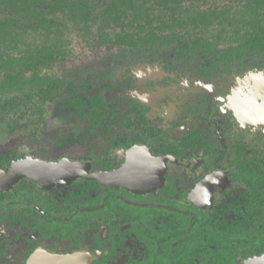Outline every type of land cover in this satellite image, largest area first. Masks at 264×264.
Segmentation results:
<instances>
[{
  "label": "flooded vegetation",
  "instance_id": "flooded-vegetation-1",
  "mask_svg": "<svg viewBox=\"0 0 264 264\" xmlns=\"http://www.w3.org/2000/svg\"><path fill=\"white\" fill-rule=\"evenodd\" d=\"M191 42L103 68L86 150H0L62 171L0 190V264H264V55Z\"/></svg>",
  "mask_w": 264,
  "mask_h": 264
},
{
  "label": "rangeland",
  "instance_id": "rangeland-1",
  "mask_svg": "<svg viewBox=\"0 0 264 264\" xmlns=\"http://www.w3.org/2000/svg\"><path fill=\"white\" fill-rule=\"evenodd\" d=\"M81 1L89 9L85 15L77 6L76 14L63 9L60 6L63 0H16L14 5L9 0H0V150L28 148L24 144L28 140L31 146L47 140L51 142L50 148L72 153L86 150L92 133L89 92L106 72L103 68L112 69L115 62L122 60L136 62L141 56L176 55L189 40L208 42L211 52H232L237 45L233 36L236 31L239 34L244 31L246 24L242 20L252 13L251 8H244V13L249 14L243 18L240 8L245 0H119L118 9L122 13L111 19L104 13L113 0ZM211 10L221 11L222 23L213 21L205 28L199 25L194 30L196 26L190 16ZM257 11L258 15H264L263 7ZM173 15L177 19L171 18ZM142 20L149 22L144 29L159 27L158 23L167 27L156 29L159 37L153 46L114 43L118 35L135 37ZM38 49H46L52 57L37 71L55 83L44 99L36 88L31 69L4 63L6 58L32 54ZM19 74L24 85L2 87L7 76Z\"/></svg>",
  "mask_w": 264,
  "mask_h": 264
},
{
  "label": "trees",
  "instance_id": "trees-1",
  "mask_svg": "<svg viewBox=\"0 0 264 264\" xmlns=\"http://www.w3.org/2000/svg\"><path fill=\"white\" fill-rule=\"evenodd\" d=\"M168 2L170 0H167ZM256 3L251 2V0H245L244 5H241L240 11L247 17L249 14L244 13V8L249 9L251 8L252 13L251 16L248 19L242 20L245 21L244 23L246 24L244 31L239 34V31H236L235 35L233 36L234 39H236L237 45L234 47L233 51H238V52H247L249 54L253 55H264V15H258L257 10L261 7L264 8V0H255ZM16 2V0H9V3L13 4ZM66 3V4H65ZM121 2L119 0H113L110 5L106 6L105 8V15L110 16L111 19H117L119 17V14L122 13L119 11L118 6ZM248 5H247V4ZM67 5V6H66ZM61 7L63 6V9H66L70 11V13L75 12V6L78 7V9L81 11L82 15H85V13L89 10L87 4L84 1H77V2H70V1H64L60 5ZM126 7H129V4L125 5ZM125 6H122L123 9ZM69 7V8H67ZM67 11V12H68ZM69 13V14H70ZM77 13V12H76ZM74 13V14H76ZM221 16V11H200L194 15L190 16L191 22H193V25L196 27H193L194 30L195 28H198L199 25L201 27L205 28L206 26L213 24V21H217L219 23H222L220 20ZM252 16H257L259 18H252ZM107 17V18H108ZM173 19H177L176 16H171ZM241 21V20H240ZM143 25H140L138 30L134 35L126 34L122 37H119V35L113 39L114 43H117L119 45H129V46H138L139 44L142 46H147L151 47L154 45V42L158 40V37L156 35V29H164L167 27H163L161 23H158L157 25L159 27H154L151 28L149 27L148 29H144L149 22L142 20ZM178 22L176 21L175 24ZM145 24V25H144ZM226 24V23H225ZM158 35H160L158 33ZM179 38V36H176ZM200 42L198 41H192L190 44L195 45L196 47L199 46ZM204 46H209L210 44L205 41H203ZM196 48H191V51H195ZM183 50V49H181ZM46 49H38L35 53L32 54H21L18 57H9L6 58L4 63L5 64H10V66H13L14 64H18V66L21 67V69H31L32 70V78H34V83L36 84V88L41 91L40 96L42 95V99L45 98V96L50 93L54 87L55 83L50 81L49 77L46 76H40L39 73L37 72L40 67L45 66L46 63L51 60V54L45 52ZM207 51H210L209 49ZM1 60V59H0ZM3 67V66H1ZM20 75V74H19ZM24 80L23 77L18 76H12L9 75L5 79L4 84L2 87L4 88H11V87H20L24 85Z\"/></svg>",
  "mask_w": 264,
  "mask_h": 264
},
{
  "label": "water",
  "instance_id": "water-1",
  "mask_svg": "<svg viewBox=\"0 0 264 264\" xmlns=\"http://www.w3.org/2000/svg\"><path fill=\"white\" fill-rule=\"evenodd\" d=\"M28 161L31 160H20L14 164L13 168L9 172L0 170V190L7 189L9 182L18 178L19 176H27L33 180H36L37 182H43L42 180L46 177H54L56 179L62 178L57 176L55 177L53 175L54 173L59 174L58 172H62L60 164L34 160L36 164L31 167L28 166Z\"/></svg>",
  "mask_w": 264,
  "mask_h": 264
},
{
  "label": "bare ground",
  "instance_id": "bare-ground-1",
  "mask_svg": "<svg viewBox=\"0 0 264 264\" xmlns=\"http://www.w3.org/2000/svg\"><path fill=\"white\" fill-rule=\"evenodd\" d=\"M253 108H254V106H253ZM100 177H101V176H100ZM101 179H102V180H104V179H105V177H104V178H103V177H101Z\"/></svg>",
  "mask_w": 264,
  "mask_h": 264
}]
</instances>
